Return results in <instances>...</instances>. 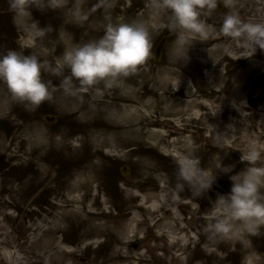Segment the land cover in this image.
I'll use <instances>...</instances> for the list:
<instances>
[{"label":"rangeland","instance_id":"1","mask_svg":"<svg viewBox=\"0 0 264 264\" xmlns=\"http://www.w3.org/2000/svg\"><path fill=\"white\" fill-rule=\"evenodd\" d=\"M221 1L223 12L202 10L210 35L179 62L176 33L166 28V12L153 13V0H88L93 11L84 24L69 23L53 0L49 10H34L56 29L39 45L14 20L9 0H0V53L16 48L55 59L69 45L65 29L85 41L124 20H145L154 45L170 36L158 63L150 58L118 85L92 86L83 100L56 88L33 110L0 81V264H134L125 255L132 262L144 255V264H264V235L208 236L212 202L231 190L232 173L218 172L213 197L209 189L201 196L173 191L180 152L195 150L202 166H215L220 153L235 172L251 142L264 145V49L249 56L240 39L219 30L232 10L264 20V0ZM45 78L59 84L50 73ZM84 174L93 189L79 198L70 184ZM146 182L152 185L142 187ZM85 208L103 214L87 217ZM168 222L176 223L172 232ZM174 234L183 238L178 246H170Z\"/></svg>","mask_w":264,"mask_h":264},{"label":"clouds","instance_id":"2","mask_svg":"<svg viewBox=\"0 0 264 264\" xmlns=\"http://www.w3.org/2000/svg\"><path fill=\"white\" fill-rule=\"evenodd\" d=\"M217 5L218 0H153V13L166 12V28L176 33L173 52L179 62L188 60L194 42L210 35L202 10L216 9ZM52 6L53 0H9L14 20L27 29L38 45L56 29L52 24H42L34 10L44 12ZM58 7L74 24L88 22L93 11L88 0H58ZM219 30L240 39L249 56L257 48L264 49V20H246L239 11L232 10L225 13ZM65 35L70 38L69 45L55 59L16 48L0 53V81L6 84L12 100L34 110L50 100L56 88L83 100L82 93L92 86L101 82L108 87L118 85L154 56L153 33L143 19L109 22L101 35L85 41L75 40L67 29ZM45 73L58 77L59 84L46 79ZM241 160L245 166L233 172L235 165H224L220 153L215 166H202V157L195 150L178 155L173 189L177 196L186 188L201 196L213 186L218 169L232 173L231 190L218 194L212 202L216 214L206 230L213 241L233 236L251 241L252 237L264 235V145L251 142Z\"/></svg>","mask_w":264,"mask_h":264},{"label":"bare ground","instance_id":"3","mask_svg":"<svg viewBox=\"0 0 264 264\" xmlns=\"http://www.w3.org/2000/svg\"><path fill=\"white\" fill-rule=\"evenodd\" d=\"M122 110H123L125 113H127V114L129 113V111L127 110V108L124 107V106L122 107ZM163 114H164V115L169 114V115H172V116L175 115L174 112H168V111H164ZM145 116H147V115H145ZM160 121H161V120H160ZM174 124L179 125L178 123H174ZM219 171H220V170L218 169L217 172H219ZM219 174H220V173H218V175H219ZM218 177H219V176H217V178H218ZM92 182H93V179H92V176H91V175H89V174L79 175V176H77V177L72 181V183L70 184V190H71V192L80 191V192H81V197H79V198H84L85 196L91 194V191H92V189H93V187H92ZM215 182H216V181H215ZM215 182L213 183V186L211 187L212 189H216V188H215V187H216ZM208 191H209L211 197H213V196L215 195V194L212 192L211 189H209ZM73 199L76 200V197H73ZM73 199H69V201L72 202ZM85 209H86V210H85V214L88 215L87 217H89V215H90L91 217H94V216H96V215H102V214H103L102 211L94 212V211H92L91 209H87V208H85ZM72 212H73V211H72ZM73 214H75V213L73 212ZM91 221H92V220H91ZM156 222H157V220L154 222V224H155ZM154 224H153V225H154ZM153 225L150 224V225H148V227L152 228ZM175 227H176V223L174 224V223H172V222H168V224H167V228L170 229L171 232H172V230H174ZM94 229H96V228H93L92 230H94ZM133 230H134V228H133ZM130 231H131L132 234L135 233V231H132V230H130ZM131 233H130V234H131ZM161 236H162V233H160L159 235H156V237H161ZM181 241H183V238H182V237H178L176 234H174V235H173V240L170 241V246H173V245H175V246L177 245V246H178L179 243H180ZM237 242L240 243V238L237 240ZM184 245H185V240H184V242L182 243V246H184ZM155 247H156V244H155L154 246H151L152 249L155 248ZM120 257L122 258V256H120ZM123 259H124V261H127V262H129V263H134V264H137V263L144 264V262H145L144 255H140V257L137 258L136 261H134V262L129 261V257H128V255H125ZM175 259H177V260H182L181 254H177V256L175 257ZM197 264H199V263L197 262Z\"/></svg>","mask_w":264,"mask_h":264}]
</instances>
